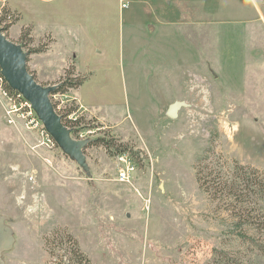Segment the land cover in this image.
Wrapping results in <instances>:
<instances>
[{
	"label": "rangeland",
	"instance_id": "374dc122",
	"mask_svg": "<svg viewBox=\"0 0 264 264\" xmlns=\"http://www.w3.org/2000/svg\"><path fill=\"white\" fill-rule=\"evenodd\" d=\"M138 4L0 0L10 41L19 43L24 25L37 37L52 34L22 44L24 52L47 46L35 79L51 86L71 64L85 77L78 91L50 95L62 121L88 128L73 139L107 136L135 153L122 164L90 143L83 170L11 114L0 76V217L14 239L4 264H264V252L236 236L195 178L212 151L264 174V0H179L178 36L154 49L167 60L143 46L132 53L140 45L127 33L141 37L142 29L127 15L144 20ZM127 167L129 182H120ZM65 235L87 263L70 257ZM255 239L264 246V231Z\"/></svg>",
	"mask_w": 264,
	"mask_h": 264
},
{
	"label": "trees",
	"instance_id": "16d2710c",
	"mask_svg": "<svg viewBox=\"0 0 264 264\" xmlns=\"http://www.w3.org/2000/svg\"><path fill=\"white\" fill-rule=\"evenodd\" d=\"M2 15L4 19L6 17L9 18L7 10H2ZM18 21L19 16H17L15 24ZM10 24L12 25L13 23ZM1 29L4 33L5 28ZM30 33L29 27L22 28L19 36V43L15 44L22 49L24 48L22 44L31 45L32 39L30 38ZM24 39L28 40L23 41ZM46 49L47 46H44L43 50L33 49L25 53L27 56L31 54H40ZM63 72L64 74L61 79L51 85L56 86L52 93L53 95H64L70 90H77L85 82V77L81 76L80 73L78 74V72L76 73L74 65L72 64L70 66L68 65ZM2 85L5 93L8 95H16V92L12 91L3 79ZM62 122L64 126L70 130L71 134H78L81 130L88 129L83 127L78 128L79 122L77 120ZM101 127H103L102 124L99 127L92 125L89 129ZM90 143L103 146L107 154L113 158L126 156L131 160L135 155V153L132 152V147L128 144L119 143L113 138L109 139L107 136L106 138H98L93 142L88 141L87 146ZM195 178L199 189L215 203L217 210L226 214L230 226L235 228V230H240L236 236L243 242L252 246L255 250L261 253L264 252V246H261L260 240L255 239L258 234L264 231V174L255 168L241 165L235 160L227 161L212 151L209 156L203 157L197 163ZM58 233H60V231L54 232L51 236L56 237ZM64 238L69 244L68 249L70 257H72V259L77 257L81 261L86 262L87 260L79 252L75 240L69 235H65ZM46 242L47 244L51 243L50 241Z\"/></svg>",
	"mask_w": 264,
	"mask_h": 264
},
{
	"label": "water",
	"instance_id": "95a60500",
	"mask_svg": "<svg viewBox=\"0 0 264 264\" xmlns=\"http://www.w3.org/2000/svg\"><path fill=\"white\" fill-rule=\"evenodd\" d=\"M27 54L17 44L10 41L0 28V75L6 85L18 93L30 104L41 122L45 132L63 152L65 156L87 170L84 149L89 140H75L67 129L62 118L56 113L50 95L56 86H42L27 70ZM180 104L175 103L167 110V117L176 118ZM14 243L11 231L4 226V218L0 217V257L2 252L9 251ZM0 264H4L0 258Z\"/></svg>",
	"mask_w": 264,
	"mask_h": 264
},
{
	"label": "crops",
	"instance_id": "0c3cea01",
	"mask_svg": "<svg viewBox=\"0 0 264 264\" xmlns=\"http://www.w3.org/2000/svg\"><path fill=\"white\" fill-rule=\"evenodd\" d=\"M6 3H7V6L12 10V12H16L19 15V21L18 22H20V20L22 19V18L20 19V14L17 12V10L13 9L8 4V2H6ZM134 5H136V4H134ZM139 6L140 7L137 8V10L139 12L145 14V16L143 17L144 20L132 21V20H130V15H127V23L128 24H130V25L136 24L135 26H138L137 31L142 29V30H140L142 33L141 37H139L138 32H137V36H134V38H132L130 36L131 32L127 33V39H130L132 41L133 45H137V46L140 45V47L135 48L132 53L135 55L139 54L140 52L138 50H139V48H141V46H143L144 48H147V50L144 49L145 53L147 55L151 54V58H157L158 55L160 57L161 54L158 53V55H156L157 52L154 50V49H157L156 46L161 45L164 40L165 41L172 40V39H174L175 35L178 36V32H179V0H143V4L139 5ZM122 12H123V10H122ZM120 13L121 12L119 11V14ZM168 13H170L172 15L168 16ZM18 22L16 24H18ZM29 26H31V25H24L22 27H19L16 34L14 35L13 40L16 41L19 38V35H20L19 31H21L22 28H27ZM31 27L33 28L32 30H33V37H34V38L31 37V38H32V40L35 39V41H32V43L37 42L44 35H47V33L51 34L50 31H46L42 35L37 37V36H35L34 27L33 26H31ZM122 29L124 30V28H122ZM130 30L132 31V29H130ZM132 32L134 34L136 31H132ZM51 36H52V34H51ZM140 38H142V39H140ZM12 42L14 43V41H12ZM153 45L155 46L154 48H153ZM98 52L99 51H96V53H98ZM129 53L130 52L128 51V56H127L128 59H129ZM40 54H34L33 56L28 57V63L27 64L31 65V70H32L31 72H32L33 76H36V75L39 76L40 74H42L43 69H42V66L40 64V61H41V56H44L45 54H42V53H40ZM162 58H163V60H167L166 57H162ZM30 62H31V64H30ZM122 62H123V60H122ZM128 64H130V60H128ZM152 67H155V66L146 64L144 68L147 70V69H151ZM35 80L37 81V83H39L40 85H43V86L45 83H47V81L44 79H41L40 81H38L37 79H35ZM77 91H78V89H77ZM74 93H75V91H74ZM82 109L86 110L85 107H82Z\"/></svg>",
	"mask_w": 264,
	"mask_h": 264
},
{
	"label": "built area",
	"instance_id": "2783aa9c",
	"mask_svg": "<svg viewBox=\"0 0 264 264\" xmlns=\"http://www.w3.org/2000/svg\"><path fill=\"white\" fill-rule=\"evenodd\" d=\"M1 76V75H0ZM3 95L7 98L9 102V106L11 109V114L20 117L24 123L25 128L27 131L30 132H38L41 138L51 145V147L54 146L53 141L51 138L47 135L45 132L41 122L35 115L34 111L32 110L29 103H27L18 93L16 95H8L7 93L3 92ZM45 142L40 143V145L43 146V144H46ZM47 145V144H46ZM48 146V145H47ZM116 159L122 164H126L130 160L126 156H119ZM119 181L120 182H129V169L128 167L122 170H119Z\"/></svg>",
	"mask_w": 264,
	"mask_h": 264
}]
</instances>
